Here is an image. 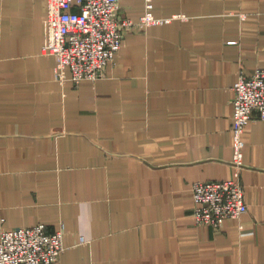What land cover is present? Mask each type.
<instances>
[{
    "label": "crops",
    "instance_id": "1",
    "mask_svg": "<svg viewBox=\"0 0 264 264\" xmlns=\"http://www.w3.org/2000/svg\"><path fill=\"white\" fill-rule=\"evenodd\" d=\"M151 2L167 22L74 84L41 53L46 0H0V233L63 226L54 264H264L263 121L244 133L240 220L198 224L192 194L234 177L233 87L264 69V0Z\"/></svg>",
    "mask_w": 264,
    "mask_h": 264
},
{
    "label": "built area",
    "instance_id": "2",
    "mask_svg": "<svg viewBox=\"0 0 264 264\" xmlns=\"http://www.w3.org/2000/svg\"><path fill=\"white\" fill-rule=\"evenodd\" d=\"M119 0H46L45 42L41 53L55 59V76L74 84L95 81L121 49L124 33L167 22L152 15V2L137 19L118 16ZM232 165L234 177L224 181L194 182L193 217L198 224L222 229L226 219L240 220L248 210L240 176L245 129L253 120L264 122V69L241 73L233 87ZM241 228V227H240ZM82 244L87 243L84 238ZM63 226L48 232L39 223L31 227L3 229L0 264H54L64 250Z\"/></svg>",
    "mask_w": 264,
    "mask_h": 264
}]
</instances>
